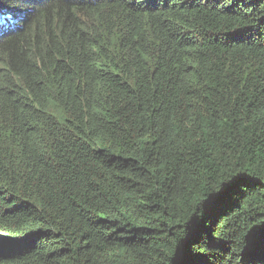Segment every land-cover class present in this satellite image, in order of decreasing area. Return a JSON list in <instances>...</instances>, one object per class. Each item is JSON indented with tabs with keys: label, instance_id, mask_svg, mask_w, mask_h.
<instances>
[{
	"label": "trees",
	"instance_id": "16d2710c",
	"mask_svg": "<svg viewBox=\"0 0 264 264\" xmlns=\"http://www.w3.org/2000/svg\"><path fill=\"white\" fill-rule=\"evenodd\" d=\"M0 264H264V0H0Z\"/></svg>",
	"mask_w": 264,
	"mask_h": 264
}]
</instances>
